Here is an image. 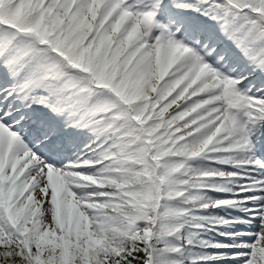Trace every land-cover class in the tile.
<instances>
[{
  "label": "snow or ice",
  "instance_id": "snow-or-ice-1",
  "mask_svg": "<svg viewBox=\"0 0 264 264\" xmlns=\"http://www.w3.org/2000/svg\"><path fill=\"white\" fill-rule=\"evenodd\" d=\"M0 264H264V0H0Z\"/></svg>",
  "mask_w": 264,
  "mask_h": 264
}]
</instances>
